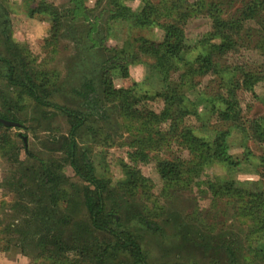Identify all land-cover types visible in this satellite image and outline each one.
Listing matches in <instances>:
<instances>
[{"label":"rangeland","instance_id":"rangeland-1","mask_svg":"<svg viewBox=\"0 0 264 264\" xmlns=\"http://www.w3.org/2000/svg\"><path fill=\"white\" fill-rule=\"evenodd\" d=\"M38 1L0 0V4L7 8L13 39L34 59L33 71L51 75L58 89L55 102L87 112L88 101L76 90L92 79L100 92L102 61L111 58L106 76L114 87L132 89L131 110L137 113L143 105L157 113L162 110L163 100L154 96L163 88L161 77L151 67L154 59L139 50L137 41L144 37L161 42L164 36L161 28L134 27L125 20H112L110 0H83L87 10L75 19H72L74 0H47L63 15V25L53 39L51 18L29 13V6H35ZM124 1L134 9L144 4V0ZM238 6L235 4L231 10L234 12ZM248 27L260 26L253 21ZM184 29L182 56L193 60L200 52L199 39L212 31L213 23L205 14L192 15ZM256 40L257 37L249 39L244 34L243 46L229 52L224 62L242 64L264 74V54L255 47ZM115 48L130 55H115ZM136 56L137 63L131 62ZM123 64L128 65L129 77L122 74ZM177 77L178 73H173V78ZM197 82V88L189 93L203 119L191 116L184 121L196 134L213 139L216 130L229 127L217 115L207 114L210 105L204 95L219 91L218 80L210 74L197 78ZM13 96L12 88L0 79V109L5 110L4 99L10 102ZM238 98L244 124L249 126L251 121L264 116L263 80L255 85L254 91L240 90ZM26 102L30 105L15 111L24 127L11 129L18 149L8 156L0 152V264H36L45 259L49 263V259L41 257L45 254L76 259L81 257L78 251L83 246L106 236L91 224L83 204L81 189L86 182L75 174L56 142L69 132L67 118L58 112L52 114L48 123L34 111L32 101ZM95 109L96 115L90 123L92 129H86L79 142L88 151L98 176L109 181L113 193L107 197V207L114 208L123 224L137 232L149 262L264 264V254H260L264 251V228L259 230V224L242 210L245 202L235 197L216 196L208 188V180H234L247 191L264 193V142L258 141L251 130L231 128L229 151L240 166L232 168L214 163L189 187L165 188L158 162L192 158L190 150L180 142V129L172 127L170 122L149 128L143 121L122 115L117 106L106 102H100ZM17 133L20 135L16 136ZM24 137L34 153L61 161L68 179L60 186L57 203H51L41 176L32 171L22 173L19 160L27 167L33 162V157L23 148ZM138 148L147 155L146 161L132 157ZM125 164L136 167L151 180L148 189L128 194L118 187V181L126 178ZM140 216L152 226H144ZM56 232L63 233L70 246L67 250L40 245L42 236ZM123 264L132 263L123 259Z\"/></svg>","mask_w":264,"mask_h":264},{"label":"trees","instance_id":"trees-1","mask_svg":"<svg viewBox=\"0 0 264 264\" xmlns=\"http://www.w3.org/2000/svg\"><path fill=\"white\" fill-rule=\"evenodd\" d=\"M83 3V0H74L72 19L84 15V9L87 8ZM110 3L112 20H125L130 25L141 28L156 26L164 31L161 42L144 37L137 40L139 50L154 59L151 67L161 77L163 88L154 95L164 103L159 113L145 105L137 113L131 110L132 89L116 88L106 76L111 58L102 61L100 92L92 79L86 80L81 90H76L80 97L88 101L87 112H83L82 108L55 102L54 96L58 89L51 75L33 71L34 59L13 39L7 8L0 4V79L12 88L13 94L15 93L10 102L4 99L5 110L0 109V117L19 122L21 126L17 128H23L24 122L15 116V111L24 110L30 105L26 102L29 100L33 102L34 111L48 123L52 119V114L58 112L67 118L70 124L69 132L57 138L56 142L68 158L75 174L86 182L81 189L83 204L91 224L106 236L105 239L94 240L90 245L83 246L78 251L81 256L79 258L70 259L68 256L59 258L45 254L41 257L49 259L50 262H46L45 259L43 263L36 264H123V259L131 260L132 264H180L149 262L137 232L128 225L125 226L116 210L106 205L107 197L113 193L109 189V181L98 176L88 151L83 149L79 142V137L83 136L86 129H92L90 123L97 112L95 107L100 102L117 106L122 115L137 118L149 128L170 122L172 127L180 129L182 139L180 142L190 150L192 158L188 161L173 159L158 162L157 169L165 188L189 187L206 167L214 163L226 164L232 168L240 166V162L229 151L228 138L232 133L231 128L251 130L258 141L264 142V116L251 121L249 126L244 124L238 98L240 90L254 91L255 85L264 81V74L248 69L242 64L224 62L229 52L243 46L244 34L249 39L257 37L255 47L264 54V0H158L157 2L144 0V4L139 9L129 6L124 0H110ZM235 4L240 6L233 12L231 9ZM29 13L32 16L36 14L49 16L52 20V37L56 38L63 25V15L54 3L39 0L35 6H29ZM197 14L210 17L213 29L204 38L199 39L198 55L193 60H188L182 56L186 40L184 25L192 15ZM253 21L260 26L258 29L248 27ZM92 30L93 28L89 29L88 33ZM115 55L125 57L130 53L115 48ZM137 58L134 57L131 62L137 63ZM175 72L178 73L177 78H173ZM122 74L124 77H129L128 65L123 64ZM210 74L218 80L220 89L214 95L207 93L204 95L210 105L207 114L217 115L221 122L229 125L227 128L216 130L213 139L196 134L184 121L191 116L203 119L199 106L192 100L189 92L197 88L199 84L197 78ZM12 128L0 122V152L5 156L15 153L18 149L11 133ZM23 148L27 155L33 157V162L27 167L20 159L22 173L32 171L41 176L51 203H57L60 186L68 179L62 171L61 161L39 156L28 147V144ZM132 157L147 160L142 148H138ZM125 168L126 178L118 181V187L123 192L134 194L139 190L148 189L151 182L148 177L129 164H125ZM208 188L216 196L235 197L245 202L242 210L257 225L259 224V230L264 228L263 192L247 191L236 185L234 180H208ZM139 221L144 226H152V223L143 216H140ZM40 245L42 247L52 245L59 251L70 247L66 244L62 232L42 236ZM229 252L233 256L234 253L230 249ZM260 254H264V251Z\"/></svg>","mask_w":264,"mask_h":264},{"label":"water","instance_id":"water-1","mask_svg":"<svg viewBox=\"0 0 264 264\" xmlns=\"http://www.w3.org/2000/svg\"><path fill=\"white\" fill-rule=\"evenodd\" d=\"M0 122L3 123L6 126H11V127L21 126V123H19V122H16L14 120L5 119V118H2V117H0ZM24 140H25V144L27 145L28 144L27 138L24 137Z\"/></svg>","mask_w":264,"mask_h":264}]
</instances>
